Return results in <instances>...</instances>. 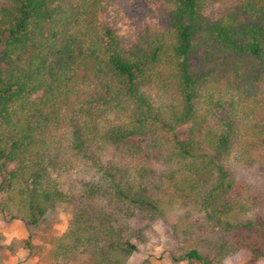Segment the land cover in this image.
Instances as JSON below:
<instances>
[{
	"label": "trees",
	"instance_id": "trees-1",
	"mask_svg": "<svg viewBox=\"0 0 264 264\" xmlns=\"http://www.w3.org/2000/svg\"><path fill=\"white\" fill-rule=\"evenodd\" d=\"M158 1L166 25L126 44L105 0H0V211L38 224L68 204L55 259L129 264L164 218L177 260L258 264L264 0Z\"/></svg>",
	"mask_w": 264,
	"mask_h": 264
},
{
	"label": "rangeland",
	"instance_id": "rangeland-1",
	"mask_svg": "<svg viewBox=\"0 0 264 264\" xmlns=\"http://www.w3.org/2000/svg\"><path fill=\"white\" fill-rule=\"evenodd\" d=\"M105 1V18L116 27L126 44L131 43L138 30L147 23H153L158 28L166 25V17L158 0ZM223 7L224 4L218 2L209 6L207 13L214 18ZM244 169L248 175L264 181V172L258 163ZM76 173V170L70 172L71 175ZM62 187L65 188L64 185ZM183 210L175 208L172 216L178 219L183 215ZM70 214V206L58 202L38 224H26L21 218L5 222V215L0 211V264H87L85 255L79 250L57 259L51 255L52 238L67 229ZM136 242L138 248L129 257V264H186L184 260L176 259L185 249L183 235L164 218L156 223L155 229L149 231L144 240ZM258 264H264V259H260Z\"/></svg>",
	"mask_w": 264,
	"mask_h": 264
}]
</instances>
